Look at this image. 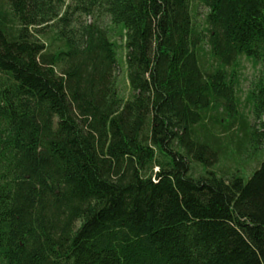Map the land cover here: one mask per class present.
Returning a JSON list of instances; mask_svg holds the SVG:
<instances>
[{"label": "trees", "instance_id": "obj_1", "mask_svg": "<svg viewBox=\"0 0 264 264\" xmlns=\"http://www.w3.org/2000/svg\"><path fill=\"white\" fill-rule=\"evenodd\" d=\"M260 126L264 0H0V264H264Z\"/></svg>", "mask_w": 264, "mask_h": 264}, {"label": "rangeland", "instance_id": "obj_2", "mask_svg": "<svg viewBox=\"0 0 264 264\" xmlns=\"http://www.w3.org/2000/svg\"><path fill=\"white\" fill-rule=\"evenodd\" d=\"M66 7H73L75 5V0H64ZM65 8H63L62 13L65 12ZM207 13V9L203 7H199L196 15V22L198 25L202 26L204 21V16ZM83 23H92L96 20V16H88L85 18H80ZM101 23L104 26H108L112 31V38L118 43V65L115 69V80L116 85L119 89V92L122 94L129 93L128 87V69H127V50L125 47L124 39L118 36V33L121 31V27L113 26L108 17L103 15L101 19ZM201 27L199 28V30ZM208 49V47H206ZM239 71V95L243 102L242 110L245 114L248 115L250 121L253 123V117L251 114V103L248 102V96L254 90L259 78H260V70L261 66L255 63L253 60L242 58L241 66ZM264 128L261 126L258 127V131H262ZM230 153L227 159H222L217 164H214L210 167L212 170L217 171H227L231 173L236 169L240 170L245 175H251L255 169L259 166L260 158L264 156V141L260 142L259 149H254L249 145L243 146V148L238 149L234 144L230 148ZM197 171H200L201 168H196Z\"/></svg>", "mask_w": 264, "mask_h": 264}]
</instances>
